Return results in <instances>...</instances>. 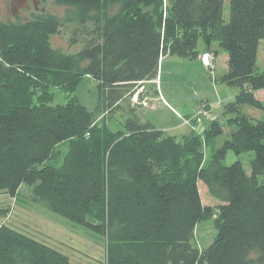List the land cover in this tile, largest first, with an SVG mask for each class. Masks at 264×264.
Wrapping results in <instances>:
<instances>
[{"label": "trees", "instance_id": "16d2710c", "mask_svg": "<svg viewBox=\"0 0 264 264\" xmlns=\"http://www.w3.org/2000/svg\"><path fill=\"white\" fill-rule=\"evenodd\" d=\"M77 9L87 41L72 54L52 47L59 19L43 13L0 22V191L32 188L49 210L106 238V264H264V0H53ZM116 10L111 12L114 6ZM217 42L227 70L217 80L237 88L215 119L179 137L142 122L137 93L158 96L162 56L189 60L198 44ZM85 77L97 83L88 110L74 95ZM212 80V79H211ZM141 88L142 91L137 92ZM65 95L56 103L53 91ZM250 106L260 118L243 112ZM124 118L112 132L107 122ZM221 120H224L223 122ZM230 136L209 159V142ZM67 142L59 166L45 162ZM231 151H252L248 173ZM218 201L204 205L198 182ZM213 241L199 248L195 226L211 221ZM0 264H70L61 251L0 226Z\"/></svg>", "mask_w": 264, "mask_h": 264}, {"label": "rangeland", "instance_id": "374dc122", "mask_svg": "<svg viewBox=\"0 0 264 264\" xmlns=\"http://www.w3.org/2000/svg\"><path fill=\"white\" fill-rule=\"evenodd\" d=\"M29 4L31 3L29 2ZM9 5L10 0H0V22L21 23L43 13L55 15L59 19L60 28L57 34L51 36L50 43L53 48L65 54H72L80 49L83 43L87 41L88 29L93 27L90 23L86 26L80 25L75 7L59 5L53 0H41L39 7L42 5L43 11L40 8L34 9L31 7L28 10H20L16 16L11 14ZM116 8L115 5L111 12L115 11ZM223 17L224 20H228V0H224ZM213 47L218 51H222L217 42L211 43V48ZM203 50H208V48L200 40L198 51L200 53ZM256 65L259 70H264V39L259 43ZM157 76L159 79L158 86L161 83V90L167 101L151 100L152 95L147 94L144 89L142 92L144 94L143 98L139 99L136 93L132 96L131 102L134 104L139 102V105L143 108L140 115L142 122H149L157 129L164 130L168 134H180L188 131L189 127L183 124L181 117L190 113L197 102L205 100L209 102L221 101L222 106L223 103L232 100L238 91L236 87L212 81L210 74L205 70L200 59L197 58L189 60L165 55L159 60ZM140 91H142L141 88L137 90V92ZM53 93L55 95L54 102L63 103L65 101V95L62 92L55 90ZM74 95L88 110H93L97 102L96 81L89 77L83 78L76 86ZM255 95L258 99L264 100V90L257 92ZM242 110L256 118L263 115L261 111L250 106H244ZM218 111L221 112V109ZM216 115L218 116V114ZM123 122V116L116 114L107 122L108 129L115 132ZM230 129L224 127L223 133L209 142L205 149L206 159H209L215 149L229 138ZM67 148V142L58 144L55 148L57 151L56 156L45 163L59 166L62 163L64 154L67 152ZM253 156L252 151L238 155L229 151L222 164L229 166L235 161H240L243 168L249 173L250 161ZM263 176L264 173L258 177L259 180ZM198 188L204 205L214 206L218 203L209 194L208 188L203 182H198ZM1 225L18 229L61 251L68 256L70 264H106V238L104 239V237L98 236L53 213L44 201L34 197L32 188L26 185L21 186L14 197L0 191ZM195 227L194 234L198 247H207L213 241L215 235L212 220L199 223Z\"/></svg>", "mask_w": 264, "mask_h": 264}, {"label": "built area", "instance_id": "2783aa9c", "mask_svg": "<svg viewBox=\"0 0 264 264\" xmlns=\"http://www.w3.org/2000/svg\"><path fill=\"white\" fill-rule=\"evenodd\" d=\"M205 70L210 74L213 81L215 78V59L211 53H202L199 56ZM145 104V103H144ZM221 107V101L209 103L207 101H199L196 103L193 112L190 115L182 116L183 124L187 125L191 129L201 130L199 126L206 121H210L216 118L214 114L215 109Z\"/></svg>", "mask_w": 264, "mask_h": 264}, {"label": "crops", "instance_id": "0c3cea01", "mask_svg": "<svg viewBox=\"0 0 264 264\" xmlns=\"http://www.w3.org/2000/svg\"><path fill=\"white\" fill-rule=\"evenodd\" d=\"M202 53H211V54H213V56H214V59H215V70H214V72H215V79L217 80L221 75H223L225 72H226V70H227V65H226V62H227V53L226 52H224V51H218V49H216L215 47H213V48H211V45L209 46V48H208V50H203L202 52H200L199 53V55H198V57H197V59H200L199 58V56H200V54H202ZM163 57V56H162ZM200 62H201V60H200ZM202 63V62H201ZM156 82H157V90H158V96H151V100L152 99H155V100H157V101H167L166 99H165V96H164V94L162 93V90H161V83L159 84V86H158V83H159V79H158V76H157V79H156ZM223 85V84H222ZM260 91H262V90H260ZM257 92H259V91H257ZM257 92H255V94L257 93ZM218 100V99H217ZM206 101V100H205ZM231 101V100H230ZM207 102H209V101H207ZM216 102V101H215ZM209 103H214V101L213 102H209ZM224 104V103H223ZM196 105V104H195ZM194 105V106H195ZM193 109H194V107H193ZM193 109L191 110V112L190 113H187V114H184L183 116H186V115H190L192 112H193ZM219 109H221V107L219 108ZM219 109H216V111H214V113H215V116H217L216 114H218L219 115V111L217 112V110H219ZM218 117V116H217ZM190 131V129L188 128V131L187 132H182V133H180V134H169V135H172V136H176V137H179V136H181V135H183V134H185V133H188ZM200 193V192H199ZM202 223V222H201ZM199 224V223H198ZM197 226V225H196ZM196 228V227H195ZM196 239V238H195Z\"/></svg>", "mask_w": 264, "mask_h": 264}, {"label": "water", "instance_id": "95a60500", "mask_svg": "<svg viewBox=\"0 0 264 264\" xmlns=\"http://www.w3.org/2000/svg\"><path fill=\"white\" fill-rule=\"evenodd\" d=\"M29 2L31 4H29ZM40 0H10V12L13 16L19 14L20 10H28L33 7L34 9L39 8ZM41 11L44 8H40Z\"/></svg>", "mask_w": 264, "mask_h": 264}, {"label": "flooded vegetation", "instance_id": "af4514ba", "mask_svg": "<svg viewBox=\"0 0 264 264\" xmlns=\"http://www.w3.org/2000/svg\"><path fill=\"white\" fill-rule=\"evenodd\" d=\"M40 3H41V0H40ZM39 8H43V6L42 5H40V7Z\"/></svg>", "mask_w": 264, "mask_h": 264}]
</instances>
